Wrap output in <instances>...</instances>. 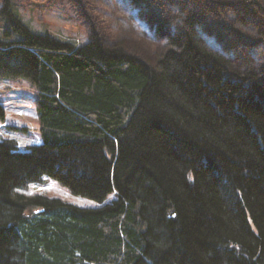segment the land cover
<instances>
[{"label":"trees","instance_id":"16d2710c","mask_svg":"<svg viewBox=\"0 0 264 264\" xmlns=\"http://www.w3.org/2000/svg\"><path fill=\"white\" fill-rule=\"evenodd\" d=\"M143 5L154 53L8 11L0 79L34 86L40 143L0 140V264H264V0ZM50 179L101 205L23 192Z\"/></svg>","mask_w":264,"mask_h":264},{"label":"rangeland","instance_id":"374dc122","mask_svg":"<svg viewBox=\"0 0 264 264\" xmlns=\"http://www.w3.org/2000/svg\"><path fill=\"white\" fill-rule=\"evenodd\" d=\"M13 7L2 12L5 6V0H0V37L14 38L16 36L14 26L9 20V12L18 16L28 26L38 32L50 31L54 35L70 40L76 43H83L89 37L90 27H103L107 31L113 32V38L118 40L120 38L123 43L130 47L133 51L154 53L156 47L153 46L155 42V35L157 38L156 28L153 24V17L144 8L141 0H10ZM175 8L174 5H169ZM170 18L178 21L180 16L173 12L167 11ZM181 16L184 12L180 13ZM91 19L92 22L86 25L84 19ZM171 24V23H170ZM104 30V29H103ZM10 31V35L6 32ZM233 35V34H232ZM141 55V53H140ZM3 81V80H2ZM7 86V80L2 82ZM20 90L23 95L31 99V93L35 92L34 87L30 85L27 80H21ZM0 88V102L5 103V98L8 88L1 86ZM34 102V101H33ZM32 115L31 113H29ZM7 119V118H6ZM14 123L21 124L23 120L24 125L29 128V134H25L26 130L22 129L16 135L19 139L20 150H25L26 145L36 143L38 140L37 134V118L34 116L28 119H19L13 117ZM2 120H0V123ZM2 137L7 135L15 136V134H7V128L0 129ZM35 132V133H34ZM52 189L47 193L50 197L60 198L67 203H71L80 207H96L101 205V202L91 200L86 197L72 194L67 187L56 180H50ZM37 185L32 184L28 190H22L29 194ZM21 191V192H22Z\"/></svg>","mask_w":264,"mask_h":264}]
</instances>
